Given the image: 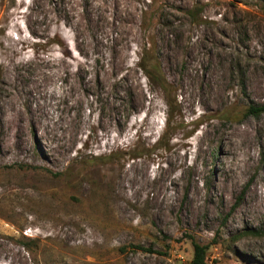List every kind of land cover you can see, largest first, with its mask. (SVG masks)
I'll use <instances>...</instances> for the list:
<instances>
[{"label":"rangeland","instance_id":"rangeland-1","mask_svg":"<svg viewBox=\"0 0 264 264\" xmlns=\"http://www.w3.org/2000/svg\"><path fill=\"white\" fill-rule=\"evenodd\" d=\"M193 241L264 264V0H0V264Z\"/></svg>","mask_w":264,"mask_h":264},{"label":"trees","instance_id":"trees-1","mask_svg":"<svg viewBox=\"0 0 264 264\" xmlns=\"http://www.w3.org/2000/svg\"><path fill=\"white\" fill-rule=\"evenodd\" d=\"M191 11L192 13L194 12V10H191ZM158 76L161 77L160 86L163 87L162 85L165 82H167V78L165 79V77L161 74V72L158 73ZM250 111L251 113H255L258 111V109L254 107H250ZM193 247H194L193 257L189 264H208L207 247L204 245H201L200 243L194 242V241H193Z\"/></svg>","mask_w":264,"mask_h":264},{"label":"bare ground","instance_id":"bare-ground-1","mask_svg":"<svg viewBox=\"0 0 264 264\" xmlns=\"http://www.w3.org/2000/svg\"><path fill=\"white\" fill-rule=\"evenodd\" d=\"M20 113V112H19ZM17 116H19L20 118H21V114L19 115H17ZM23 117V116H22ZM244 134V132L243 133H238V135H239V138L242 136ZM234 136V135H233ZM237 136V135H236ZM236 139H237V137H236ZM257 205V204H256ZM256 208H257V210H259V209H261L262 207H261V204H258L257 206H256Z\"/></svg>","mask_w":264,"mask_h":264}]
</instances>
